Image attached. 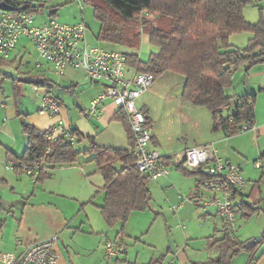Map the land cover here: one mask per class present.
<instances>
[{
	"label": "crops",
	"instance_id": "0c3cea01",
	"mask_svg": "<svg viewBox=\"0 0 264 264\" xmlns=\"http://www.w3.org/2000/svg\"><path fill=\"white\" fill-rule=\"evenodd\" d=\"M66 1L68 2L70 0ZM59 3H62L61 0H53L49 4H46L49 14L43 17L39 25L45 24L48 17L57 14L59 11L58 7L60 6ZM250 7L253 6L246 7L244 10V16L248 22L256 23L260 21L261 18L264 19V0H262L258 6L254 7L258 9L259 13L260 9L263 10L262 13L258 14L259 20L256 22H252L255 20V17L253 13L248 10ZM43 12L44 10L42 13ZM35 16L37 17V15ZM243 34L234 35L231 38L232 44H234L236 40H241V42L246 40L245 44L247 45L253 35L248 33L246 39L239 38L243 37ZM147 39L152 49L150 53L156 51V49L150 45L149 36H147ZM102 46L107 49L117 50L105 45ZM30 47L34 49L33 44L29 40L21 39L15 51L8 58L3 59H11V61L7 60L8 62H12V60L17 62L20 59V61L23 62L24 58L21 56L29 53ZM127 54L131 55L135 53ZM137 56L142 60L139 55ZM130 65L129 63L127 77H132L135 72H138L135 66L132 65V70L129 67ZM43 66V64L39 65L37 62V67ZM241 68L244 73L238 79L237 84L235 83V79H233V85L226 90V94L233 98H238L247 94L257 95L254 105L255 130L248 133H241L229 137L226 132L215 130L213 117L208 108L196 106L183 100L182 95L185 78L178 73L166 72L157 77L151 88L137 101L139 108L145 113L147 122L153 131V138L149 146L151 150H158L165 158L173 157L188 148L210 145L228 163L240 165L242 167L245 187L237 203H240L242 200L246 202L249 200L257 201L256 195L252 198H249V195L253 192L255 184L260 181L264 175L259 169L254 167V162L264 155V91H261L264 89V63L257 65L248 72H246L245 66ZM50 69H53L51 65ZM82 73L80 77L67 78L66 82L70 83V85L60 86L50 77L43 78L49 81L48 86H46V91H49L50 95L54 96L61 105L60 117L65 121L69 118L71 121L66 122L84 138L79 140L78 142H80V144L77 142L74 148L79 152L88 150L90 146L89 138H93L94 143L102 148L130 150L131 146L127 125L115 119L119 108L112 100H106L102 104V114L100 118H95L90 115L89 109L91 103L103 92L105 84L92 82L86 78L83 71ZM62 76H65V72ZM163 77H167L171 85L173 82H175V84H173L172 87L164 89L158 87L156 84ZM178 77H183L184 80ZM175 86H178V88L176 90L172 89ZM54 88L61 91L57 96L53 93ZM230 93L232 95H229ZM40 107L41 100L39 99L37 114L39 116H44L45 114L43 115L39 112ZM231 108L233 112L229 113L227 117L234 113L235 105L228 108V110H231ZM2 109L6 110L7 108L4 106ZM204 109H207L210 114H206L207 112ZM20 113L23 115L22 112L16 110L17 116H19ZM204 113L207 115V124L208 118L210 121L206 129L208 139L198 141L199 139L194 136L200 135L198 126L201 123V115L203 116ZM24 116L28 117L29 115L25 114ZM46 116L54 118L49 115ZM223 117L227 118L226 116ZM6 119L7 117H4L0 120V128L6 123ZM37 121L38 116L34 118L33 123L27 122L42 131L48 130L53 125L51 120L48 121L52 123L45 126L39 125L36 123ZM170 130H178V138L185 142H179L177 144H172L169 140L167 142L165 135ZM189 136H193L192 141L189 139ZM18 144V139L8 143H1L0 141V219L4 221V225L0 231V251L20 253L28 244L46 240L57 235V251L60 255L57 264H104L106 258L105 245L109 241L119 243L123 250L122 254L111 261L113 264H140L138 261L134 263L127 261V250L123 245L125 241L123 243L120 233L113 239L108 236L105 240L103 235H101L105 230H100L101 224L97 219V213L101 215L99 207L104 202V193L102 190L105 186V180L96 164L91 161L90 156H81L78 161L73 164L50 166L48 177L43 182H36L31 177L19 174L15 170L8 169L6 166L9 162L8 153H12L15 156H21L23 154L27 146V138L21 153L17 151L20 150L18 149ZM115 166L119 170L123 168L121 163H117ZM169 167L170 174L167 178L151 181L150 191L152 201L154 198L152 183H156V189L159 191L163 190L166 200L170 202V210H172L174 214L179 213L180 220L191 221L193 220V209L195 206H198L197 201L195 203L191 200L198 197L200 193L197 186L200 176L187 175L181 169L174 166ZM193 190H196L194 195L191 194ZM183 193L187 194L189 197L192 195V197L187 199V197L182 195ZM261 196L260 208L264 215V180L261 184ZM97 198H101L102 202L96 203ZM97 210L99 212H97ZM215 212V208H210V214L202 218L205 222L210 219L213 220ZM239 214L240 213L237 214V218ZM262 219L264 218H261V220ZM213 221V225H209L207 229V234L210 235H204L202 237L201 242L203 243H187L186 252L173 250L171 246H169L166 251L167 261L165 259V264H170L172 262L175 264H192L195 261L190 259V255H193V253L202 247L206 249L208 238L214 237L215 239H221L224 232H221L218 226L223 225V222L217 225L216 222L219 220L214 219ZM116 226L110 230L113 232ZM120 241H122V243ZM154 249H156V252L158 251L157 248L154 247ZM156 252L153 253L149 263L146 264H150L151 261L163 255H156ZM253 262L254 264H264V245L256 254Z\"/></svg>",
	"mask_w": 264,
	"mask_h": 264
},
{
	"label": "trees",
	"instance_id": "16d2710c",
	"mask_svg": "<svg viewBox=\"0 0 264 264\" xmlns=\"http://www.w3.org/2000/svg\"><path fill=\"white\" fill-rule=\"evenodd\" d=\"M6 1L14 8L13 13L26 12L36 14L46 8L43 2L32 0H0ZM94 9L95 16L101 22L99 40L115 44L126 43L130 47L140 45L142 35L149 36L150 45L156 49L143 61L137 55L129 56V63L141 73L155 77L166 72H174L185 78L182 98L196 106L210 110L214 129L227 133L229 137L241 134L244 124L255 121L256 94H247L238 98L230 97L226 90L233 85L234 74L245 66L246 72L264 63V19L250 23L244 16L246 7H256L262 0H86ZM260 9V13H262ZM145 14L154 17L156 26L152 27L145 20ZM251 33L253 35L244 48L232 44L234 35ZM0 57V66L14 64ZM21 82L20 78H13ZM24 82L33 86H48L46 79L26 78ZM19 89V87H18ZM261 91H264L262 89ZM44 93L50 94L49 91ZM235 100L234 113L224 118L223 110L232 107ZM145 114V113H144ZM20 117L23 115L20 113ZM115 119L127 125L131 149L102 148L89 138V149L77 151L74 146L66 145L62 140L50 142L48 130L42 131L22 120V130L27 136V146L21 156L8 153V161L32 167L37 163L48 166L76 163L81 156H90L98 170L102 173L105 186L104 202L99 207L101 216L108 228L119 223H126L134 212H143L150 207L152 196L151 181L139 172L135 165V137L131 131L127 117L119 110ZM73 133L78 141L84 139L75 129ZM264 160V155L260 157ZM169 166L183 170L187 175L203 174L200 171H187L173 162L172 157H165ZM121 163L123 168L117 169L115 164ZM50 169V168H49ZM18 172V170H15ZM19 173V172H18ZM48 173L42 172L36 182H43ZM264 175L258 181L252 198L257 201L237 203V213L250 217L261 211V184ZM198 186V185H197ZM242 195V194H241ZM240 195V196H241ZM239 196V197H240ZM4 221L0 219V231ZM221 239H207V250L211 256L206 261H195L192 264H233L237 255L249 252L251 262L264 245V232L260 239L242 241L236 231L223 222ZM166 255L150 264H165Z\"/></svg>",
	"mask_w": 264,
	"mask_h": 264
},
{
	"label": "built area",
	"instance_id": "2783aa9c",
	"mask_svg": "<svg viewBox=\"0 0 264 264\" xmlns=\"http://www.w3.org/2000/svg\"><path fill=\"white\" fill-rule=\"evenodd\" d=\"M82 6V0H78ZM83 7V6H82ZM88 30L83 22L62 23L51 19L45 24L37 25L35 14L26 12L13 13L0 9V57L8 58L17 48L21 39L29 40L35 50L38 63L46 62L53 67L54 73L62 76L66 69L82 70L92 82L104 83L105 89L95 98L89 113L95 118L102 114V104L112 102L128 119L135 137V165L150 181L167 178L170 167L158 150L149 148L153 131L144 112L138 106V99L148 91L155 82L152 74L135 72L127 77L129 56L120 50L107 49L101 44L88 41ZM40 94L37 86L33 87ZM42 94V93H41ZM40 114L57 119L47 133L50 142L62 140L66 145L75 146L78 142L69 124L60 117L61 105L50 94L41 97ZM8 119L5 120L7 122ZM254 123L244 124L241 133L254 131ZM173 162L188 171H200L203 178L198 181L200 193L191 201H197L201 212L208 216L210 208H215V220H222L232 229L236 228L237 198L245 187L243 170L240 165L228 163L210 145L195 146L174 155ZM7 168L18 170L19 174L38 180L42 172L50 169L44 163L32 167L22 163L8 162ZM254 167L264 174V160L258 159ZM58 236L28 244L20 252L0 251V264H57L60 255L57 251ZM122 246L109 241L105 245V257L115 260L122 254ZM170 264H175L174 262Z\"/></svg>",
	"mask_w": 264,
	"mask_h": 264
},
{
	"label": "rangeland",
	"instance_id": "374dc122",
	"mask_svg": "<svg viewBox=\"0 0 264 264\" xmlns=\"http://www.w3.org/2000/svg\"><path fill=\"white\" fill-rule=\"evenodd\" d=\"M35 2H43L45 4H49L53 0H32ZM62 3H59L60 6L59 11L55 16L48 17L47 21H50L51 19H57L58 21L66 24H74L78 22H83L88 30V41L91 44H101L108 47H111L113 49H117L120 51H123L125 53H135L140 56L142 60H147L150 54V51L152 50L151 47L148 44V39L146 34L142 35V39L140 42V45L138 47H130L128 44H115L111 42H106L104 40H99L97 37L101 30V22L100 20L95 16L93 7L86 1L82 0V6L80 5L78 0L73 1H66L61 0ZM250 12L253 13L254 19L252 22H256L259 20L258 9H255L254 7H250L248 9ZM49 14V10L47 7L44 9V12L36 13V24H40L43 20V17ZM145 20L149 23L150 26L155 27L157 20H155L154 17H151L147 14H145ZM260 16V15H259ZM246 34V35H245ZM243 37L239 38H247L248 33H244L242 35ZM246 40H236L234 44L241 48L245 47ZM23 62L20 61V59L11 65H3L0 66V120L4 117H7L9 119L8 123L6 122L2 127L0 128V141L1 143H8V142H14L15 139L19 140L18 144V153H21L25 144V140L27 136L22 131V125L21 121L23 120V117H25V114H28L29 116L26 117L27 121L29 123H33V120L36 116H38V123L39 125H47L49 123H56V118H50L46 115L39 116L37 114V107L39 105V99L41 100L43 92L46 91V86H40L37 85L38 89L40 90V94H36L33 91V84L24 82L22 80L26 78L31 79H43V78H52L57 82L60 86L62 85H70V83H67V78L72 77H80L82 76V70H77L72 68H68L65 71V76H58L54 73L53 69H50V64H46L41 61V63L44 65L43 67H37L38 58L35 54V50L30 47L29 53L22 55ZM8 61H11V59H7ZM13 61V60H12ZM29 63V64H28ZM133 70V66H129ZM244 73L243 69L240 68L237 70L234 74L235 83H238V79L240 76ZM167 76V75H166ZM20 78L21 82L14 81L13 78ZM181 80H184L183 77H178ZM174 80V79H173ZM175 84V82H173ZM171 82L167 77H163L157 82V86L164 89L167 87H172ZM19 87V89H18ZM178 86H175L172 89H177ZM174 90V91H175ZM60 90L54 88L53 93L57 96L58 93L60 94ZM229 95H232L231 93ZM235 100L232 103V106H234ZM6 106V110L2 109ZM16 110L18 112H22L23 116L20 118L16 115ZM206 114L208 113L207 109ZM205 112V111H204ZM233 112V109L231 110H224L223 116H228L229 113ZM205 113L203 116L201 115V123L198 126L199 127V134L198 136H194L195 138H198V141H204L208 139L207 134V127L210 123L208 118V124H207V115ZM66 119V118H65ZM48 120H51L52 122H49ZM67 122H70L71 120L68 118L66 119ZM35 123V122H34ZM35 123V124H36ZM191 137V138H190ZM165 138L170 141L172 144L177 143H184L185 141H182V139L178 138V130H170L166 133ZM189 139H193V136H189ZM8 141V142H7ZM80 144V142H78ZM156 183H152V191H153V201L151 202L150 207L143 211V212H134L129 216V219L126 223H119L116 226V229L112 232L110 228L107 227V225L104 223L102 216L97 213V219L100 222V230L104 229L101 233L103 235L104 240L108 238V236L113 239L116 237L117 234H121L124 247L127 250L126 259L130 263H134L135 261L140 262V264H146L149 263L153 253L157 252L156 255L163 254L167 255V249L169 246L173 250H178L181 252H186L187 243L192 244H198L201 242L202 237L204 235H210L207 234V229L209 228V225H213L214 219H210L209 221H204L202 218L205 216L200 208L198 206H195L193 209V220L191 221H184L180 220V214H174L172 210H170V202L166 200L164 191L157 190L155 187ZM159 191V192H158ZM196 193V190H193L191 193L194 195ZM184 197H187V199H190L192 197H189L187 194H182ZM262 197V196H261ZM240 198H237V202ZM263 199V198H262ZM96 203H101L102 199L97 198ZM263 201V200H262ZM185 206V205H184ZM183 206V207H184ZM182 207V208H183ZM97 212H99L97 210ZM264 216L262 211L258 213H254L252 216L246 218L243 217L242 214H239V217L236 220V228L234 229L236 232V235L242 240V241H253L260 239L263 232H264V219L261 220V218ZM217 225L222 224V221L219 219V221L216 222ZM220 228V231L222 232L223 225L218 226ZM105 234V237H104ZM220 236V235H219ZM195 239V240H194ZM189 241V242H187ZM122 243V241H120ZM203 243V242H201ZM200 243V244H201ZM189 254V251H188ZM190 255V254H189ZM211 254L208 252L207 248L204 247L198 249L193 255H190V259L192 261H206ZM252 255L249 252H242L239 255H237L233 261V264H254V262H251ZM167 261V259H166ZM104 264H113V262L109 261L107 258L104 260Z\"/></svg>",
	"mask_w": 264,
	"mask_h": 264
},
{
	"label": "water",
	"instance_id": "95a60500",
	"mask_svg": "<svg viewBox=\"0 0 264 264\" xmlns=\"http://www.w3.org/2000/svg\"><path fill=\"white\" fill-rule=\"evenodd\" d=\"M0 9L8 12L14 11V8L10 6L6 1L0 2Z\"/></svg>",
	"mask_w": 264,
	"mask_h": 264
}]
</instances>
